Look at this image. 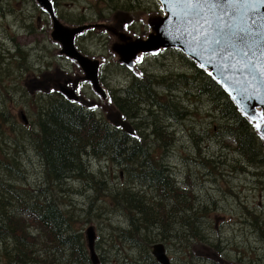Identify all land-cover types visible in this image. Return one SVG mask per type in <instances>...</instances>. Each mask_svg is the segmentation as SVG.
Returning a JSON list of instances; mask_svg holds the SVG:
<instances>
[{
    "label": "rangeland",
    "instance_id": "374dc122",
    "mask_svg": "<svg viewBox=\"0 0 264 264\" xmlns=\"http://www.w3.org/2000/svg\"><path fill=\"white\" fill-rule=\"evenodd\" d=\"M55 1L59 7L58 14L65 23H85L93 27L77 38L75 45L82 53L104 61L100 81L112 98L132 93L128 97L136 103L132 111L128 112L126 119L120 112L129 130L138 125L136 121H143L141 115H145L148 122L156 120V125L164 133L160 143L148 145V151L153 160H166L172 165L174 174L168 185L169 192L164 193L168 208L177 202L181 193L190 197V200L182 199L184 204L187 201L191 203L184 205L182 210L186 213L180 211V217L176 214L175 221H170L174 223V231L169 237L161 238L158 230L150 226L132 241L128 239L130 212L121 204L118 192L126 187L156 200L163 190L149 186L137 175L138 171L129 172L131 162L118 163L108 152L90 160V163L82 162L76 170L82 174L80 176L72 178L71 173L60 180L46 179L45 159L43 161L38 154L30 136L38 129V120H35L38 114L34 108L46 106L49 102L44 97L45 89L34 91L33 86H44L49 82V75L58 72L61 63L63 73L73 75L81 71L61 53L60 44L49 36V26L43 27L37 20L38 15L40 19L46 16L42 15L36 0H0V60L10 65L4 70L12 71L11 76H6L4 70L0 72V86L8 87V90L0 92V112L4 115L3 120L0 119V149L7 156L5 161L0 160V167L10 169L6 172L0 168V201L13 198L9 187L14 180L26 188L29 184L40 200H43L40 188H45L44 194L54 197L64 214H70L72 226L79 232L73 242L72 239L60 241L40 236L37 232L39 222L21 210L18 200L11 199V203H6L0 210V264H91L84 236L88 226L94 228V249L100 264H158L151 254V245L155 242L164 243L165 252L173 264H264L263 143L257 140L251 155L259 162L249 164L246 153L228 132L226 126L231 120L228 115L224 116L226 112L222 99L216 96L212 87L214 91L211 92L206 86V81H213L207 69L178 48L167 46L157 53L140 55L136 66L142 68L143 73L120 63L117 48L123 54H129L136 46L130 39L122 40L114 24L133 37L146 38L150 29L145 23V16L163 13L159 7H154L157 2ZM123 1L127 2V6L121 3ZM125 13L130 16L125 22L133 21L123 28L120 19L126 17ZM107 23H111L109 31ZM17 46L31 50L37 57L33 59L25 51H15ZM102 56L106 58L101 59ZM33 60H43L51 68H34ZM38 80L42 82L36 83ZM81 91L85 103L82 101L80 107L91 104L93 100L92 103H100V110L106 106L113 112V119L117 117L115 112L118 107L113 102L109 103L108 99L102 100L89 84ZM20 111L25 112L28 123L30 119L32 122L28 136H23L19 130L23 128ZM141 131L150 136L147 141L150 142L153 135L148 132L152 129L143 131L142 127ZM11 160L16 161L14 166ZM234 162L237 163L236 169L231 170L230 165ZM198 172L210 173V180H194ZM91 173L95 177L97 175V184L89 180L88 177L95 178ZM88 182L97 185L99 191L90 190L86 186ZM204 201L208 206H204ZM189 205L197 207V213L193 221L195 227L187 232L185 226L176 220L187 218ZM203 215L205 223L202 222ZM14 219L20 224L11 223L8 226ZM23 233L26 235L23 241L27 245L20 248L17 240ZM19 248H25V258L21 257Z\"/></svg>",
    "mask_w": 264,
    "mask_h": 264
},
{
    "label": "trees",
    "instance_id": "16d2710c",
    "mask_svg": "<svg viewBox=\"0 0 264 264\" xmlns=\"http://www.w3.org/2000/svg\"><path fill=\"white\" fill-rule=\"evenodd\" d=\"M121 3L127 6V2L123 1ZM209 81L210 83L206 81V86L210 87L208 90L211 92L215 90L216 96L222 99L221 104L223 105L224 112H226L224 116L228 115V118L231 120L230 122L228 121L230 124L226 126L229 130L228 132L234 137L237 146L246 153V161L252 165L258 163L259 160L255 156H251L252 151L255 149V143L259 139L258 136L250 128L245 118L236 112L235 106L219 86L211 79ZM128 97H116L117 107L120 111L124 112V117H128V112L132 111L133 105L136 104L133 99H129ZM56 100L59 99H54L43 111L38 113V129L36 132V129L34 130L37 135L35 141L38 154L43 161L45 159V175L47 180H60L71 173L72 178L73 176H80L82 174H78L76 170L83 162V155L91 153L100 157L104 153L110 152L112 159L116 162L126 164L131 162L132 168H130L129 172L134 173L138 171L137 175L143 180L153 181V184H148L149 186H156L158 189L163 190V194H158L159 197L156 200L146 197L139 191H130L126 187H123L118 192L121 204L130 212L129 225L131 231H129L128 239L133 241L138 233L141 234L142 230L150 226H154L158 230L161 238L165 239L169 237L170 233L174 231V223L172 222L175 221V215L177 214V217H180V211L186 213L182 209L184 205L191 202L187 201L184 204L183 198L190 200V197L184 193L178 195L177 202L170 208H168V203L164 201L167 198L164 196V193L169 192L168 185L172 174L167 171L169 168L165 160H153L151 153L148 151L149 144H158L164 138V133L156 125L157 121L152 120L148 122V117L141 115V120L143 121H136L138 125L133 129L135 133L133 136V131L128 134L125 131L116 130L102 119L95 117L93 113L79 112V109L73 104L72 114H69V104L60 105L55 102ZM134 114L133 117H135ZM141 126L143 127V131L152 129L151 132H148V134L154 136H152L150 142H147L150 136L142 133ZM20 133L23 136H28L31 134V130L22 128ZM93 135L99 137L100 140L96 141ZM87 147H89V150H87ZM6 159L5 152L0 149V160L5 161ZM11 162L13 166L16 164L15 160H11ZM120 165L123 166V169L127 170L126 166ZM235 165H237L236 162L230 165L231 170L236 169ZM0 168L6 172H10V169L7 167L2 168L1 166ZM132 169L134 170L132 171ZM91 175L94 176L93 173ZM88 178L95 184L98 183L97 175L94 179ZM205 180L208 181L210 178ZM17 183L18 180H14L11 187H9L13 198L7 201H0V210H3L6 203H11V199L15 201L19 200L20 194L37 196L34 188L30 186L23 188V184ZM86 186L95 193L99 191L97 185H93L90 182ZM187 186L190 185H185V187ZM44 191L45 188H40L41 196H45L44 200L38 198L30 201L20 200V208H24L25 211L36 217L39 216L38 209L42 211V215L37 219L39 222L37 232L40 236H50L60 241L72 239L73 242L75 236L79 235V232L72 226L70 214H64L54 200L47 198ZM50 191L53 192V189ZM91 204L92 201L89 202V208ZM204 206H208V204L205 202ZM187 207V218L183 220V217L176 221L181 226H185L186 229L184 230L189 232V230L191 231L195 227L193 221L196 219L197 207L194 205ZM202 218V222L205 223L204 215ZM25 236V233H23L17 240L20 248L25 246V241H23ZM20 248L19 253L22 258H25V248Z\"/></svg>",
    "mask_w": 264,
    "mask_h": 264
},
{
    "label": "water",
    "instance_id": "95a60500",
    "mask_svg": "<svg viewBox=\"0 0 264 264\" xmlns=\"http://www.w3.org/2000/svg\"><path fill=\"white\" fill-rule=\"evenodd\" d=\"M158 1L164 14L157 12L145 16V23L150 29L146 38L132 39L115 26L122 40L130 39L136 46L129 54H123L117 48L121 61L128 63L138 51L149 50L154 53L167 46L180 48L211 73L216 83L230 95L242 113L254 121L257 132L264 139V5L256 4L258 14L253 17L256 25L248 28L251 19L247 15L233 16L230 10L227 13L210 11L208 6L197 4L196 0ZM36 2L51 17V38L59 41L63 45L61 51L82 66L85 71L83 79L90 80L93 88L103 92L97 77L98 63L90 64L74 47L76 35L90 28V24L69 25L55 14L50 0ZM241 28L248 32L245 41H240L234 35ZM76 86L77 82L74 88ZM62 90L68 97H74L72 89ZM21 118L27 122L24 114H21ZM85 234L92 264H98L93 247V227L89 226ZM152 248V254L160 264H172L162 243H156Z\"/></svg>",
    "mask_w": 264,
    "mask_h": 264
},
{
    "label": "snow or ice",
    "instance_id": "6c2138e0",
    "mask_svg": "<svg viewBox=\"0 0 264 264\" xmlns=\"http://www.w3.org/2000/svg\"><path fill=\"white\" fill-rule=\"evenodd\" d=\"M196 3L208 6L210 11L218 10L222 13H227L230 10L233 16L247 15L251 19V24L248 25V28H254L256 20L253 17L258 14L256 4L264 5V0H196ZM234 35H237L240 41H245L248 32L244 28H241L240 32Z\"/></svg>",
    "mask_w": 264,
    "mask_h": 264
},
{
    "label": "bare ground",
    "instance_id": "6f19581e",
    "mask_svg": "<svg viewBox=\"0 0 264 264\" xmlns=\"http://www.w3.org/2000/svg\"><path fill=\"white\" fill-rule=\"evenodd\" d=\"M21 54V53H20ZM20 65V64H19ZM12 118V117H11ZM39 118V115L37 116V118L35 119V120H37ZM175 121V120H174ZM16 122V121H15ZM42 122V121H41ZM16 123H18V122H16ZM39 123V122H38ZM174 124V123H173ZM16 125V124H15ZM22 126V125H21ZM20 126V127H21ZM173 126V125H172ZM176 126V125H175ZM17 127V126H16ZM19 128V127H18ZM173 128V127H172ZM176 128V127H175ZM19 130H21V129H19ZM29 130V129H28ZM25 132V131H24ZM135 135V133H134V131H133V136ZM27 152V151H26ZM166 161V160H165ZM16 162V161H15ZM119 163V162H118ZM186 163V162H185ZM184 163V164H185ZM166 164H167V166H168V168L169 169H167V171H169L171 174H174L173 173V168H172V165L171 164H169L167 161H166ZM185 166V165H184ZM198 166V165H197ZM186 167V166H185ZM217 173V172H216ZM228 173V172H227ZM197 174V175H196ZM195 175H196V178H194V180L195 179H198V178H202V179H207V178H210L209 177V175H210V173H208V172H198V173H196ZM176 175V174H175ZM174 175V176H175ZM212 175V174H211ZM232 177H233V175H232ZM232 182H233V180H232ZM230 183H231V180H230ZM237 186V185H236ZM257 187V186H256ZM235 188V187H234ZM232 189H233V187H232ZM230 193V192H229ZM236 193V192H235ZM240 196V195H239ZM224 198V197H223ZM229 198V197H228ZM224 200V199H223ZM226 204V203H225ZM222 207V206H221ZM232 208V207H231Z\"/></svg>",
    "mask_w": 264,
    "mask_h": 264
},
{
    "label": "flooded vegetation",
    "instance_id": "af4514ba",
    "mask_svg": "<svg viewBox=\"0 0 264 264\" xmlns=\"http://www.w3.org/2000/svg\"><path fill=\"white\" fill-rule=\"evenodd\" d=\"M38 20H40V17L38 16ZM145 182L147 183V184H153V181H151V180H145ZM155 183V182H154ZM40 215H42L41 213L39 214V216Z\"/></svg>",
    "mask_w": 264,
    "mask_h": 264
}]
</instances>
